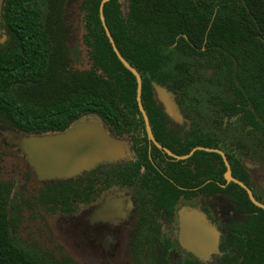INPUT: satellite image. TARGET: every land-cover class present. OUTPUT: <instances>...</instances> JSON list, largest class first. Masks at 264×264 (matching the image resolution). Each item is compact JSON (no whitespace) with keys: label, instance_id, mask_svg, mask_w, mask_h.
<instances>
[{"label":"trees","instance_id":"obj_1","mask_svg":"<svg viewBox=\"0 0 264 264\" xmlns=\"http://www.w3.org/2000/svg\"><path fill=\"white\" fill-rule=\"evenodd\" d=\"M102 1L82 2L81 42L89 64L77 68L73 55L82 52H71L65 24L70 0H4L0 126L41 135L65 131L79 120L97 116L113 138L122 142L128 138L125 144L147 165L149 146L159 149L147 135L137 78L118 58L104 28ZM127 1L126 15L122 0L105 2L102 14L119 53L141 78V105L155 138L180 155L197 146L222 150L233 175L264 203V187L249 180L242 164L247 159L264 166V0ZM216 75L230 82L220 85L221 95L197 92L201 84L216 85ZM154 84L176 97L193 126L203 127L188 131L183 144L156 129L163 122ZM186 164L184 195L191 199L195 191L190 188L200 184L203 195L229 194L250 215L242 232L245 241L239 244L247 247L243 264H264V210L239 185L221 188L212 181L224 183L225 166L219 154L198 150ZM130 169L122 170V178H130ZM2 172L0 152V264H45L38 251L27 250L13 236L20 209L17 200L27 193L30 174L10 200L16 184L4 180ZM101 172L95 167L85 180L35 188L27 194L28 207L40 219L42 211H71L75 201L90 199L95 190L118 182L116 167L104 176ZM62 256V263L75 264ZM187 264L201 263L188 260Z\"/></svg>","mask_w":264,"mask_h":264},{"label":"flooded vegetation","instance_id":"obj_2","mask_svg":"<svg viewBox=\"0 0 264 264\" xmlns=\"http://www.w3.org/2000/svg\"><path fill=\"white\" fill-rule=\"evenodd\" d=\"M4 43L5 41H0L1 45ZM217 75L214 82L216 85L210 87L213 88L212 93L221 95L220 85L230 82L226 78ZM200 94L205 95L206 93ZM156 100L162 107L158 112L161 115L159 121L163 122L162 125H157L156 129L157 131H167V138H179L180 143L183 144L188 131L203 128L202 126L192 125V120L187 118V112L178 108L176 97H173V101L177 107L178 119L171 116L164 105L157 98ZM141 112L145 120L148 138L151 144L159 149V151L152 150V146H149L151 151L149 152L148 161L150 164H142L144 160L137 157L136 152L130 145L125 144L124 141H128V138L123 139V142L118 140L124 147V155L118 161H105L96 166V168L100 167L102 169L101 175L103 173V176L108 170L116 167L119 174L118 182L95 190L92 192L90 196L92 198L90 199L83 202L75 201V206L71 211L56 212L72 215L77 211L80 204L86 205V211L84 210L83 214L79 215L81 216L80 220L75 223L79 227L75 229H78V234L85 248L98 250L104 257L111 259L116 257L115 253L118 251L122 255V259L130 264H135V262L142 264H163L166 262L170 264H187L188 260L200 262L201 264H227L228 261L234 262L233 264H243L247 247L239 244L245 241L242 238V232L250 215L233 202L227 193L201 194L199 192L201 184L190 188V190L195 191V194L191 199H188L184 195L187 190L185 170L188 166L186 161L196 151L202 150L200 148L218 150L221 153L215 151L213 153L219 154L224 163V183L211 180L221 188L227 187L230 183L242 187L237 181L243 183L246 187L248 186L233 175L231 164L226 154L220 149L197 146L188 154L180 155L166 145L161 144L153 135L146 112L142 110ZM99 120L103 122L100 118ZM227 121L226 118L225 122ZM228 129L230 132L234 130L233 126H228ZM108 134L110 135L109 132ZM242 164L249 180L258 187H264V166L257 161L247 159H244ZM126 167H132L130 169L131 176L128 179L121 176L122 170ZM190 168L197 173L194 164ZM94 169L95 167L86 171L79 179L74 177L66 182L74 183L81 179L85 180L86 176ZM228 170H230L231 180L226 177ZM253 172H257V176L253 177ZM259 176L261 180L256 181ZM197 181H199V178H197ZM242 188L250 199L247 190L244 187ZM13 196L14 193H12L10 200ZM250 201L252 202L251 199ZM256 201L258 200L256 199ZM187 208L194 209L204 215L206 224L214 227L217 236L215 238L214 235L213 249L210 250L212 252L209 254L200 257L192 249H188L187 244L183 242L182 213ZM53 213L55 212H49V215ZM120 242H124V246H121Z\"/></svg>","mask_w":264,"mask_h":264},{"label":"water","instance_id":"obj_3","mask_svg":"<svg viewBox=\"0 0 264 264\" xmlns=\"http://www.w3.org/2000/svg\"><path fill=\"white\" fill-rule=\"evenodd\" d=\"M108 0H103L100 6L101 18L107 35L113 45L114 51L122 63L131 70L138 81V102L141 105V78L137 71L133 69L121 56L116 48L113 39L105 25L102 14L103 4ZM4 0H0V40L2 39V10ZM156 98L161 102L170 115L177 118L176 104L172 94L166 88L154 84ZM5 127V126H2ZM7 128V127H6ZM12 146L26 159L29 167L34 172L36 178L46 183L70 181L74 177L85 171L93 169L105 161H118L124 155V147L115 138L111 137L103 122L97 117L85 118L77 121L68 129L57 133H45L41 135H27L13 131L9 128ZM151 138L153 136L148 128ZM206 151L214 149L200 148ZM226 177L231 180L230 170ZM244 187L254 204L264 209V204L259 203L254 198L251 190L243 183L237 181ZM182 233L183 242L192 249L198 256L209 254L214 245V227L206 224L204 215L194 209L187 208L182 213Z\"/></svg>","mask_w":264,"mask_h":264},{"label":"rangeland","instance_id":"obj_4","mask_svg":"<svg viewBox=\"0 0 264 264\" xmlns=\"http://www.w3.org/2000/svg\"><path fill=\"white\" fill-rule=\"evenodd\" d=\"M82 2L83 0H70L65 21L67 41L71 52L77 49L82 52L81 56L73 55V65L77 68H87L89 64L86 51L81 42ZM122 10L126 15L128 12L127 0H122ZM211 90H213L212 87L202 84L199 86L197 92L206 93ZM9 133L6 127L0 126V152L3 158V179L6 181L12 180L16 184V189L15 191L13 190L14 193L17 191V185L21 186L26 181L27 173L30 174V178L26 184L27 193L17 200L20 209L17 210L16 224L12 226L13 236L27 250L38 251L43 257L45 264H60L59 262L63 259L62 255L69 257L75 264H130L122 259V255L118 251L115 253L116 257L111 259L104 257L98 250L83 246L78 229H75L79 225L75 223L80 220L81 216L79 215H82L84 210L86 211V205L80 204L77 211L72 215L59 212L49 215V212L42 211L43 219L39 218V213L36 214L28 207L29 203L26 201L27 194L33 189L48 183L36 178L24 156L12 146V137L10 135L11 133ZM85 172L76 176V178H81ZM255 176H257V172H253V177ZM260 180V176L258 179L256 178V181ZM120 245L124 246V242H120ZM57 246L61 247L62 250ZM61 264L65 263L61 262Z\"/></svg>","mask_w":264,"mask_h":264}]
</instances>
